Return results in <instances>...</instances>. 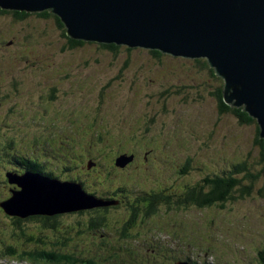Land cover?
Masks as SVG:
<instances>
[{
	"label": "rangeland",
	"instance_id": "374dc122",
	"mask_svg": "<svg viewBox=\"0 0 264 264\" xmlns=\"http://www.w3.org/2000/svg\"><path fill=\"white\" fill-rule=\"evenodd\" d=\"M11 17L0 14V151L4 148H23L32 144L23 143V137L30 140L34 137H42L46 132L47 134L57 132L53 128L49 129V123L38 122L36 117L33 118L31 115L32 113L45 112L47 105H43L44 102L42 104L38 102L36 106L33 104L35 100L37 102L38 97L43 96L45 89L50 84H57L61 90L58 93V101L52 104L59 110H65V108H71L81 103L86 107L85 111L89 106L98 107L96 99L101 94L104 102L100 108L98 107L100 110L92 112V119L96 125L95 128L103 132L104 135L103 140L96 148L103 147L105 152L99 156L100 162L94 168L92 176H87L88 185L91 188L104 191H111L119 186L135 190L130 193L132 195H129L128 199L125 190L118 195L125 196V199L121 206L117 205L116 209L112 208L106 213L107 221H110V224L106 225L105 221L90 225L89 222L93 216L91 213L94 211L90 208L63 214L60 216L61 222L58 221L53 228L48 224L45 225L44 221L39 219L38 221L28 220V222L22 220L23 230H20L18 234L13 229L12 218H7L4 215L5 211L0 212V227H3L0 228V234L2 235L8 229V242L11 246L15 247L18 252L27 251L24 255L20 254L19 261L11 257L7 251L5 253L8 259L0 258V264L5 261H8L9 264H18V262L32 264V255L43 254L40 249H37V247L41 248V244L33 246L32 243L26 246L25 237L32 236L29 240L31 241L37 236L46 235L51 236L49 240L53 241L55 235L64 237L69 231L68 228L79 231L85 236L74 241L77 246L78 242H84L86 237L91 236L90 241L87 242L89 247L86 246L81 251L82 254H87L91 250L102 259L103 251H105V235L110 232L120 239L118 241L121 243L130 242L131 240L125 234L134 231L135 234L140 235L141 233L135 228L142 232L146 231V227L142 223L136 225V222L139 221L149 222L153 226V230L148 229L151 234L148 238L150 239L149 243L144 246L139 245L142 248L136 250L141 255H146L144 251L149 248L151 255L154 253L161 257L168 255L170 251L175 253L185 250L190 245V239H186L185 231L192 230L194 233L197 231L209 233L206 239L198 237V240L203 242L202 244L208 242L209 245L206 244L203 249L208 248L212 253L215 252L221 262L228 261L233 264V258L236 255L235 264H260L258 251L264 246V197L260 196L257 190L264 185V163L257 162L260 157V149L254 141L256 137L254 125L240 123L232 113H218L217 101L207 92V90L216 88L218 83L215 82V79L203 80L204 78H201L197 72H193L191 76L185 74L178 77L170 73L171 68L169 67L163 69L153 67L147 62L151 61L153 57L147 51L148 49L144 48L130 51L117 59L114 58L115 60L109 51H103V48L96 44L70 48L67 39L61 35V29L57 28L52 20L36 17L14 23ZM28 31L32 33L28 34ZM167 55L169 56L167 57V66H175L177 69L183 60H192ZM125 57L138 61V65L143 62L146 66L141 67L136 75H134V69L138 67L136 65L126 71H121V60ZM165 59L166 57L163 58V60ZM182 69L178 72L179 75L182 73ZM161 82H174L176 86L178 84L186 86L183 91H190V98L186 102L182 100L181 95L170 96L167 110H162L163 99L154 96L161 92ZM205 82L207 83L203 86L205 90H202L198 96L197 88L192 85L205 84ZM132 86L133 89H131ZM9 109L18 112L25 111V116L28 115L30 109L32 111L26 116V119L21 118L25 121L23 122L18 119L19 115L16 113H11L12 117H10ZM9 121L13 124L4 126L3 123ZM87 129L91 130L90 127ZM42 130H45L44 133L41 132ZM125 130L127 131L125 132ZM80 134L79 136L86 139L84 134ZM131 135L134 137L133 140H131ZM135 138L138 141H135ZM90 139L93 140L92 137ZM136 142L139 144L137 145ZM60 144L63 147L61 140L59 143L47 144L46 147L49 152L54 154L61 150ZM129 145L131 148L137 147V157L135 159L126 157L123 160L125 165L119 166L121 169L113 167L114 155L129 152L126 151V147ZM149 145L159 151L154 152L153 149L152 153H146ZM27 150L31 153L32 147L28 146ZM64 152L66 151L64 150ZM22 153L23 150L20 149V154ZM146 157L147 159H145ZM4 160L0 155V164L7 165V171L15 169L25 174V169L28 168L27 163L25 164L23 161H12L11 164H6ZM69 160L67 159V161ZM242 162L247 163V168L259 175L256 179V191L245 198L227 201L225 210L221 211L219 208L212 210L210 208H214V206L202 208L197 205L186 207V209H174L172 206L178 202L172 201L173 203H169L172 204L173 210L161 211L162 213L158 214L152 212L145 214L143 208L133 204L134 199L141 195L139 193L141 190L148 191L153 195L162 191L166 195V191H172L171 187L173 186L183 190L182 184H189V187H193L199 180L204 183V180L215 177L232 178L229 177L232 166ZM129 163L131 164L128 165ZM5 165H2L3 169H6ZM199 168L201 171L208 169L209 172H206L207 170L201 172ZM22 173L16 177L18 179L25 178L27 181L26 177H21ZM231 176L234 174L232 173ZM1 177L2 174H0ZM36 177L28 178L31 184L39 183L56 187L57 182L52 180L48 182L42 177ZM96 181L101 183L97 184ZM160 186L163 189H157ZM2 189L0 187V199L3 195L8 199L7 193L1 192ZM28 189L31 190L30 185H28ZM8 191L11 193L12 190L9 188ZM29 193L27 192V194ZM135 194L139 195L135 197ZM29 198V196H25L24 199ZM89 199L77 195L75 202L81 203ZM37 203L40 202L33 203L32 210L48 215L44 211L45 208L36 207L42 206V203L36 205ZM131 207L138 208L139 211L133 214ZM15 216L13 215V217ZM204 217H207L206 221L211 219L212 223H202ZM207 224L210 229L202 227ZM159 225L162 230L160 235L157 229ZM12 234H16L15 238L18 240L11 237ZM108 237V242H110L111 236ZM0 238L3 240L2 236ZM67 238L69 237L67 236ZM214 238L217 240H213ZM182 239L186 240L182 242ZM132 240L135 244H139L137 235ZM63 243L62 247L65 252L63 253L61 249L56 254L67 258L73 257L69 249L76 250L74 243L70 244L66 241ZM1 244L2 241H0V246H2ZM221 248L228 249L230 253L224 256L219 255ZM1 250L2 248H0ZM203 256H206L205 260L208 259L207 254ZM81 264L88 263L81 261Z\"/></svg>",
	"mask_w": 264,
	"mask_h": 264
},
{
	"label": "water",
	"instance_id": "95a60500",
	"mask_svg": "<svg viewBox=\"0 0 264 264\" xmlns=\"http://www.w3.org/2000/svg\"><path fill=\"white\" fill-rule=\"evenodd\" d=\"M0 7L49 10L73 39L205 58L223 80L225 103L242 107L255 118L264 142V0H0ZM34 177L16 180L21 191L1 204L7 214L26 217L23 214L38 213L32 210L36 201L40 202L36 205L42 203L37 208L52 214L73 208L77 195L89 198L78 185L31 184L28 178ZM67 190L71 196H62Z\"/></svg>",
	"mask_w": 264,
	"mask_h": 264
},
{
	"label": "trees",
	"instance_id": "16d2710c",
	"mask_svg": "<svg viewBox=\"0 0 264 264\" xmlns=\"http://www.w3.org/2000/svg\"><path fill=\"white\" fill-rule=\"evenodd\" d=\"M0 14L1 15H10L12 16V22L14 23H20L23 21L28 20L29 18H41V19H45V20H52L53 23L55 24V26L57 28L61 29V35L63 38L67 39L68 41V45L70 48H74L76 46H81V45H85V44H96L98 47L103 48V51H109L110 54H112V58L117 59L121 56H123V54H128V52L133 51L135 49H138V47L135 48H131V47H127L124 45H117L115 43H94V41H87V40H82V39H73L70 36L67 35L66 33V28L63 25V23L61 22L60 18L58 16H56L55 14H52L49 10H43L41 12H27V11H19V10H14V9H3L0 7ZM46 25L47 22H46ZM26 29V28H25ZM24 29V30H25ZM31 31H28V34H31ZM150 55L153 57L151 61H147L148 64L152 65L153 67H160V68H166L169 67L170 69V73L172 75L175 76H182L187 74V76H191L193 74V72H197L198 75L202 78H204L203 80H208V79H215V82L218 83L216 88L212 90H207L208 94L210 96H212L216 101H217V107H218V113L222 114L224 112H229L234 114L237 119L239 120L240 123H246V124H253L255 127V132H256V137H255V143L256 146L259 147L260 149V157L258 158L257 162L259 163H264V142L263 139L260 138L259 133H260V129L258 126V123L256 121L255 118L249 116L248 113H246L245 111L242 110V107H231L230 105L226 104L224 99H223V95H222V85H223V80L218 77L215 73H214V69L211 68L208 63L206 62L205 58H197V59H192V60H183L181 63V66H179V69H177V67L175 66H167V57H169L167 54L162 53L160 50L158 49H148L147 50ZM165 60H163V58H165ZM114 59V60H115ZM138 62V61H137ZM136 61H133L131 58L129 57H125L122 58L121 60V71H126L130 68H132L133 66H138L136 67L134 70V75H136V72L140 71L141 67H144L146 65H144L143 62H141L139 65ZM112 64V63H111ZM192 64V66H191ZM119 68V67H117ZM182 69V73L179 75L178 72ZM117 78V77H114ZM188 80V78H187ZM14 83V82H12ZM161 92L158 93L157 96L159 97L158 99H163V109L164 111L167 110L168 105V100H170V96H178L181 95L182 100L186 101L187 99L190 98V91H183V89H185L186 86L184 85H175L174 82H170V83H166V82H161ZM207 83L205 82V84L203 83H199L198 85H192L194 87L197 88L198 92L196 94H198V96L202 93V90H205V88L203 86H205ZM201 87H200V86ZM133 89V86L132 88ZM132 91V90H131ZM61 90L59 89L57 84H50L47 89H45L43 96L41 97H36L37 98V102L36 100L34 101L33 105H37L38 102H40L41 104L43 103V105H47L46 109H47V113H46V109L45 112H39V113H30V111H32V109H30V111H28V115L31 114L33 116V118L36 117V121L38 122H46L47 124H50L49 129L53 128L54 131H57L56 133H52V134H47L44 133V130H42L41 132L44 133L42 137H37L33 142L35 144H37L39 147L42 146H47V144L51 143H59L60 140L63 141V147L62 149H64L66 151V153L70 156V158H72L74 160V163H78V162H82L80 165H83L87 162V160L90 161H95L94 160V153L96 152L94 148H96V145L98 146V144L103 140L104 135L103 132H100L98 129L95 128V124L93 121V114L92 112L96 111V110H100L98 109V107L100 108V106L103 104L104 100H102L103 95H99V97L96 99V103L99 104V106H95V107H88V110L85 111L86 107L81 103V104H77L75 106H72L71 108H65V110H59L56 109L52 104H54L53 102L58 101V93H60ZM195 94V95H196ZM81 96V94H80ZM197 96V97H198ZM196 98V97H195ZM40 99V100H39ZM187 102V101H186ZM51 106H50V105ZM89 111V112H88ZM35 112V111H34ZM11 113H16L17 115H19L18 119L20 120H24L26 119V112H18L15 110H8V114L10 117H12ZM49 113V114H48ZM89 113V114H88ZM38 114V115H37ZM22 118V119H21ZM28 118V117H27ZM22 120V121H23ZM48 120V121H47ZM25 122V121H23ZM256 122V123H255ZM4 126H8L9 124H13L10 121L3 123ZM29 124V122H28ZM91 128L87 129V128ZM127 130H125L126 132ZM80 133L84 134L86 136V139H83V136H79L81 135ZM47 134V135H46ZM90 137L93 138L90 139ZM95 138V139H94ZM133 136L131 135V140H133ZM31 140V139H30ZM76 140H80L79 142H82V144H78L76 142ZM98 141V142H97ZM135 141H138L137 138H135ZM136 144H138V142H136ZM82 146H86L87 147V152H88V159H86L87 156H84V152L82 151ZM127 149H129V147H127ZM154 149V152L159 151V149L153 147L150 150H148L147 152L152 153ZM104 148L102 147L100 152H103ZM132 152V150L130 151ZM130 152H126L127 156L132 155V153ZM41 155H38V159L42 158L43 156H45V154L40 153ZM165 157V156H164ZM193 160V159H192ZM255 162V163H257ZM35 163V162H34ZM36 163H39V161H37ZM45 163H48L47 160H45ZM130 164V163H129ZM79 165V164H76ZM203 165V164H202ZM248 164L245 162H242L240 164H236L233 165L232 167V171H230V176L232 178L229 179H224L221 177H215L212 179H206L204 180V183H202L200 180L197 183V185H195L196 189L192 190L188 197L185 199H182L180 197V193L181 191L177 188V187H172V191L168 192V195L164 197L165 198H161L160 195L156 194L153 195L152 193H149L148 191H139V193L141 194L139 197V201L140 203L143 205V209L145 211V214H149V213H162L161 211H168V210H173L171 208V205L169 202L170 201H175L176 199L179 200L178 204L172 206L174 209H186V207H193L194 205H197L198 207H213L214 208H210L212 210H216L217 208H219L221 211L227 209L226 207V203L229 200H233V199H242L245 198L246 196H250L253 192L256 191V179L259 177L258 173H254L253 170H249V168H247ZM114 167V164H113ZM116 167V166H115ZM153 167V166H152ZM32 172H35L36 169L32 168L30 169ZM50 171V175L52 174V170H50L49 165H48V172ZM199 171H201V168H199ZM204 170H202L201 172H203ZM234 174V176H231V174ZM239 174V175H238ZM238 175V176H237ZM159 177V176H158ZM158 182V181H157ZM244 182V183H243ZM101 183V182H98ZM235 186V187H234ZM9 188V187H8ZM127 193L128 196H126V198L128 199L130 190L127 187L124 186H119L117 188H115L114 190L111 191H104V190H95L93 188V192L92 194L100 197L99 201H92V200H88L85 202H76L73 206V208L67 209L64 208L59 209L61 211H57V212H53L52 214H48V215H43L42 213H28V214H23L26 217L22 218V219H17V218H12V224H13V229L17 231V233L19 234V231L23 230V221H34V220H41L44 221L45 225H49L51 228H53L55 225H57L58 221H60L61 217L63 214H69L70 212H74V211H81V210H85V209H92L94 210L91 214L93 215L91 220H90V225H93V223L95 222H103L106 220V213L110 210V209H116L117 205H120L123 203L125 196H118L120 193H122V191H124ZM259 192V195L264 197V185L260 186L257 190ZM145 192V193H144ZM124 193V192H123ZM93 197V196H92ZM95 199V198H94ZM1 200V199H0ZM117 204H114L116 203ZM120 203V204H119ZM161 203V204H160ZM82 204V205H80ZM109 204V205H108ZM218 204V205H215ZM183 206V208H181ZM141 208V207H139ZM5 211V210H4ZM66 211V212H64ZM138 208H133L131 207V212H133V214L137 213ZM96 212V213H95ZM140 213V212H139ZM97 215V216H96ZM158 216V215H157ZM22 217V216H21ZM132 217V216H131ZM25 221V222H26ZM143 224L146 227V230L153 228V226L148 222V223H144L143 221H139L136 222V225L139 224ZM68 228V227H66ZM70 229V228H68ZM14 236L15 240H18V238H15V236H17L16 234H12ZM49 238L51 239V236H37L35 242H37L36 244L33 243L34 238L29 241V244L33 243L34 245H38V244H43L45 241H48V243H51V245H54V242H56L55 240L51 241L49 240ZM1 239V238H0ZM59 240H63L64 242L67 241L65 237H61ZM2 241V240H0ZM264 244V243H263ZM2 245V244H1ZM11 244H9L10 246ZM25 245L27 246V244L25 243ZM3 246V245H2ZM32 247V246H29ZM28 247V249H29ZM55 247V246H54ZM263 248L260 249V251H258V261L260 264H264V246H262ZM10 248V247H8ZM36 248V247H34ZM33 249V248H32ZM8 250V249H7ZM13 250H9V253H12ZM42 252V251H41ZM29 253H31L29 251ZM44 253H47L44 251ZM44 254L39 253L37 256H43ZM236 261L233 262V264H235Z\"/></svg>",
	"mask_w": 264,
	"mask_h": 264
},
{
	"label": "bare ground",
	"instance_id": "6f19581e",
	"mask_svg": "<svg viewBox=\"0 0 264 264\" xmlns=\"http://www.w3.org/2000/svg\"><path fill=\"white\" fill-rule=\"evenodd\" d=\"M58 66V65H57ZM256 123V122H255ZM61 145V144H60ZM61 148H62V145H61ZM64 151V150H63ZM16 157H18V156H16ZM62 157L64 158V159H70L68 156H67V154H65V152H64V154H62ZM102 164V163H101ZM244 183V182H243ZM235 187V186H234ZM66 194L67 195H64V194H62V196H66V197H70L71 195H69V191L67 190V192H66ZM7 200H12L11 198H8ZM61 204H60V202H59V204H58V206H60ZM109 205V204H108ZM5 212L7 213V211L5 210ZM9 255H11V254H9ZM26 259V258H25ZM27 260V259H26ZM14 262V261H13Z\"/></svg>",
	"mask_w": 264,
	"mask_h": 264
}]
</instances>
